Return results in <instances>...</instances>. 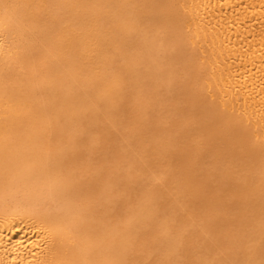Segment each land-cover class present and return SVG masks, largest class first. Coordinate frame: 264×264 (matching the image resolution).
<instances>
[{
	"label": "bare ground",
	"instance_id": "6f19581e",
	"mask_svg": "<svg viewBox=\"0 0 264 264\" xmlns=\"http://www.w3.org/2000/svg\"><path fill=\"white\" fill-rule=\"evenodd\" d=\"M0 264H264V0H0Z\"/></svg>",
	"mask_w": 264,
	"mask_h": 264
}]
</instances>
